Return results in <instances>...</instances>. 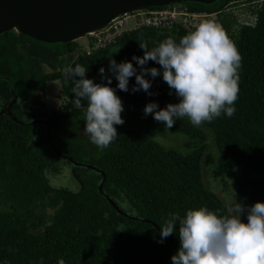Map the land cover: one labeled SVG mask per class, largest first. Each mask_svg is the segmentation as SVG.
I'll return each instance as SVG.
<instances>
[{
	"label": "trees",
	"instance_id": "obj_1",
	"mask_svg": "<svg viewBox=\"0 0 264 264\" xmlns=\"http://www.w3.org/2000/svg\"><path fill=\"white\" fill-rule=\"evenodd\" d=\"M179 4L188 12L215 14L242 59L234 115L222 114L198 127L187 117L178 119L170 128L186 138L178 149L164 146L149 134L151 126L144 127L148 117L157 122L151 114L143 115L146 103L154 101L163 108L178 102L160 76L152 79V95L117 89L124 123L115 126V140L99 149L84 137V110L74 103L64 69L83 65L88 69L86 78L105 83L98 69L104 67L105 75H111L110 58L118 63L131 60L133 55H143L139 43L146 42L151 49L194 28L140 26L89 54L75 42L43 43L13 30L0 34V103L10 98V90L24 103L23 110L18 105L11 108L12 117L0 116V264H59L61 260L63 264H170L178 238L174 233L159 243L153 224L159 229L171 213L183 216L199 207L234 215L223 198L206 187L207 175L226 188L231 186L236 206L264 201V0ZM232 8L241 10L236 15ZM86 38L93 46L94 39ZM38 62L52 67V73L36 70ZM144 67L160 66L149 60ZM53 80L59 82L63 105L45 116L50 142L57 153L96 167L104 178L54 154L45 127L16 122L23 111L32 114L27 112L29 94L43 91L44 83ZM116 83L113 77L111 87ZM134 83L135 77H130L129 89ZM208 142L213 146L209 162L204 159ZM60 161L70 165L77 184L74 190L52 187L45 176L46 170L59 172ZM228 178H233L230 184ZM99 185L119 209L136 219L117 214Z\"/></svg>",
	"mask_w": 264,
	"mask_h": 264
},
{
	"label": "clouds",
	"instance_id": "obj_2",
	"mask_svg": "<svg viewBox=\"0 0 264 264\" xmlns=\"http://www.w3.org/2000/svg\"><path fill=\"white\" fill-rule=\"evenodd\" d=\"M139 47L142 56L133 55L131 60L119 63L110 58L111 75H105L104 67L98 69L105 83L86 78L88 69L83 65L64 69L65 78L72 84L74 103L84 110L83 131L97 148L108 147L118 136L115 126L124 123L117 89L152 95L149 89L157 76L166 82L169 95H175L178 102L160 108L152 101L142 111L164 127L172 128L183 117L198 127L222 114L229 118L234 115L242 58L221 26L205 20L178 40L170 36L151 49L146 42L139 43ZM149 60L159 69L144 67ZM133 76L135 83L129 89V78ZM113 77L115 87H111ZM174 233L179 246L170 258L171 264H264V201L250 206L238 203L235 215H218L205 207L188 209L183 216L171 213L159 226L158 242Z\"/></svg>",
	"mask_w": 264,
	"mask_h": 264
},
{
	"label": "water",
	"instance_id": "obj_3",
	"mask_svg": "<svg viewBox=\"0 0 264 264\" xmlns=\"http://www.w3.org/2000/svg\"><path fill=\"white\" fill-rule=\"evenodd\" d=\"M214 1L216 0H0V34L13 30L43 43H69L100 31L110 22L130 13L181 2L208 5ZM17 102L18 96L12 94L11 101L3 106L0 116L10 115L9 107ZM33 123L45 126V136L54 154L64 157L76 166H84L101 173L92 165L75 162L70 157L57 153L49 139L47 121L29 118L22 124ZM102 177L104 178L103 174ZM98 189L117 214L136 219L119 209L113 200L102 192L101 185ZM153 227L159 234L158 227L155 224ZM169 262L171 264V260Z\"/></svg>",
	"mask_w": 264,
	"mask_h": 264
},
{
	"label": "rangeland",
	"instance_id": "obj_4",
	"mask_svg": "<svg viewBox=\"0 0 264 264\" xmlns=\"http://www.w3.org/2000/svg\"><path fill=\"white\" fill-rule=\"evenodd\" d=\"M238 10H241L240 8H237ZM236 8H232V11L238 15V11ZM244 19H241L242 21ZM129 24L132 23L131 20L128 22ZM130 26V25H129ZM75 44L79 46L84 52L88 50L89 44L87 38H80L79 40L75 41ZM60 89H59V82L58 80H53L51 82L47 83L46 90H45V99L47 101V107L49 110H55L59 106L63 105V101L61 99ZM135 124V122L132 123V125ZM151 126L153 129L149 131V134L157 138L160 142L163 143L166 147H173V148H181L182 145L186 142V138L183 136L177 135L170 131V129L164 127L162 123L160 122H152V120L148 117L144 122V127ZM130 127V126H129ZM164 132V135H160ZM165 132H167L165 134ZM83 133V132H82ZM86 139L89 141L87 135H85ZM90 142V141H89ZM209 149L206 152V155H204V159L209 162L210 155L209 153H213V146L210 142H208ZM63 161H60L57 163V167H59L60 171L57 173L51 172L50 170L45 171V176L47 177L50 185L52 187H64L70 190H74L76 188V183L73 180V178L70 175V165L62 163ZM207 173V172H206ZM237 175V173H235ZM233 178H228L227 181L230 184L232 182ZM205 184L206 187L209 188L210 186L217 192L224 200L225 204L231 209L233 214L236 213V203L234 201V197L232 195V189L231 186L226 188L224 187L220 181H215L214 177L208 176L205 177Z\"/></svg>",
	"mask_w": 264,
	"mask_h": 264
},
{
	"label": "built area",
	"instance_id": "obj_5",
	"mask_svg": "<svg viewBox=\"0 0 264 264\" xmlns=\"http://www.w3.org/2000/svg\"><path fill=\"white\" fill-rule=\"evenodd\" d=\"M129 20L133 21L132 26H129ZM205 20H211L221 26L215 14L188 12L180 4L130 13L110 22L104 29L88 34L86 37H92L94 43L93 46H90L88 42L89 48L86 53L89 54L92 49L109 46L115 43L116 37L121 33L134 30L140 26L165 28L178 24L189 30Z\"/></svg>",
	"mask_w": 264,
	"mask_h": 264
},
{
	"label": "flooded vegetation",
	"instance_id": "obj_6",
	"mask_svg": "<svg viewBox=\"0 0 264 264\" xmlns=\"http://www.w3.org/2000/svg\"><path fill=\"white\" fill-rule=\"evenodd\" d=\"M30 67V66H29ZM36 70H38V71H40V72H43L44 74L45 73H48V74H50V73H52V67H49L47 64H45V63H41V62H38V65H37V68H36ZM48 82H51V81H48ZM47 81L44 83V88H43V91H41V90H37V91H35L34 93H30L29 95V100L31 101L29 104H28V107H27V109H28V113L29 112H32V114L34 115V116H36L35 118L33 117V115L31 114V115H29V114H27L26 112H22L21 113V116L19 117V120H17V123L18 122H21L20 124L21 125H25V124H22V123H26L29 119H26V117H31V118H34V119H42V120H45V121H47L48 122V120L45 118V116L46 115H49V114H51V112H56V110L58 109H55V110H49L48 109V107H47V101H46V99H45V90H46V86H47V83H48ZM10 94H12V91L10 90ZM14 94V93H13ZM12 96V95H11ZM11 96H10V98L6 101V102H1L0 103V111L2 110V108H3V106L5 105V104H7L8 102H10L11 101ZM23 101L20 99L19 100V102H17V103H15V104H13V105H11L10 107H9V114L10 115H5V116H8V117H12V114H11V108L13 107V106H15V105H18L19 107H20V109L21 110H23ZM49 123V122H48ZM19 124V123H18ZM34 124V123H33ZM33 124H28V125H33ZM37 125H41L43 128L45 127L44 125H42V124H37Z\"/></svg>",
	"mask_w": 264,
	"mask_h": 264
}]
</instances>
